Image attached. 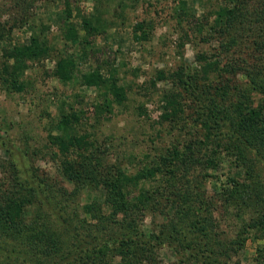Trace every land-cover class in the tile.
<instances>
[{"label":"trees","instance_id":"1","mask_svg":"<svg viewBox=\"0 0 264 264\" xmlns=\"http://www.w3.org/2000/svg\"><path fill=\"white\" fill-rule=\"evenodd\" d=\"M12 2L16 12L22 11L25 21L20 18L21 21L28 24L33 14L30 6L35 0ZM62 3V41L79 49L55 57L53 77L58 83L71 86L80 78V86L93 88L95 98L86 111L77 109L75 102L62 100L57 129L80 126L83 119L87 120L86 113L99 119L108 115L114 104L121 106L127 100V87L120 83L114 64L104 68L91 52V42L105 36L111 28L110 21L99 11L97 0L87 15L78 11L75 1ZM121 3L119 8L123 10ZM75 10L78 13L73 15ZM178 10L176 17L181 22L188 11L186 1H180ZM74 18L78 19L79 28ZM209 20L208 31L206 35L199 34V40L206 44L217 40L218 47L209 54L198 53V67L184 63L174 71H158L156 78L149 81L152 88L156 82L165 81L171 86L161 93L158 124L170 130L189 124L190 139H173L163 152L144 154L134 174L127 173L120 163L110 164L106 160L109 147L86 135L50 133L42 150L59 162L62 180L74 186L69 191L55 177L26 160L42 151L30 150L20 142L14 145L4 132L0 133V148L7 156L6 161L0 160V258L31 253L35 262L43 257L52 260L46 264H72L67 257L58 261L54 258L61 249L58 229L64 227L72 234L77 214L66 211L55 200L76 197L81 189L100 192L103 198L99 204H86L85 211L100 223L114 224L123 233L120 240L116 234L113 240L102 239L95 249H88L79 240L75 253L80 254L74 264H112L116 252L117 264H155L151 250L164 244L176 251H188L189 258L200 264H219L229 258L232 246L228 245L234 244L222 243L216 233L224 219L239 218L243 226L260 229L264 234V185L259 175L246 166L250 154L254 161L264 162V0H220ZM152 29V23H135L131 38L136 43L146 42ZM30 30L27 43L3 47L0 79H12L17 90L23 88L18 82L21 73L52 52L46 39L34 28ZM88 55L93 60L88 63V71L77 74L80 61L87 60ZM238 74L242 84L234 80ZM76 102L84 106L83 99ZM186 109H193V115H184ZM223 139L228 142L223 154L233 158L238 166H246V178H228L225 185L214 187L209 194L205 190L207 178L212 176L208 170H215L218 160L215 153L202 155L201 150L208 146L218 150ZM200 170L202 174L197 175ZM160 181L163 184L157 185ZM33 199L48 213L30 216L26 207ZM168 209L172 215L158 232L140 231L143 214L167 216ZM259 253L264 264V243Z\"/></svg>","mask_w":264,"mask_h":264},{"label":"rangeland","instance_id":"2","mask_svg":"<svg viewBox=\"0 0 264 264\" xmlns=\"http://www.w3.org/2000/svg\"><path fill=\"white\" fill-rule=\"evenodd\" d=\"M71 1H75L78 11L86 15L92 13L93 5L96 3V0ZM180 1L97 0L99 11L110 21L111 28L105 36L91 42V52L96 55L104 68L107 69V66L113 64L117 68L120 83L127 87V100L121 106L114 104L112 111L99 119L86 113L87 120L83 119L80 126L57 129L58 106L62 100L75 102L77 109L80 107L86 111L95 98V90L80 86V78L71 86L58 83L53 77L55 57L60 53L69 54L79 49L72 45H65L62 41V0H35L34 5L30 6V12L33 14L28 24L21 21L22 11L16 12L17 9L12 0H0V68L3 62V47L27 43L31 28H34L52 47V52L47 58L30 65V68L24 70L18 77L19 84L23 86L22 90L13 88L12 79H8L7 82L0 79V133L4 132V137H9L14 145H19L20 142L27 145L30 150L42 151L30 155V158L28 156L26 160L40 171L55 177L69 191H73L74 186L62 180L59 162L54 161L45 150H42L50 133H65L70 136L86 135L89 139L96 140L98 144L109 147L106 150V160L110 164L120 163L130 174H134L140 168L144 154L154 155L163 152L173 139L181 141L190 139L192 130L189 124L180 126L182 129L178 127L179 129L174 130H170L166 125L161 127L158 124L162 112L159 109L161 93L171 86L165 81L156 82V87L152 88L149 81L156 78L158 71H174L184 63L198 67L196 55L202 52L209 54L218 47L217 40L207 44L201 42L199 34L206 35L208 21L220 0H184L188 11L180 20L181 22H178L176 16L180 13L178 10ZM120 3L123 10L119 8ZM78 11L75 10L73 15ZM22 20L25 21L23 18ZM73 20L79 28L78 19ZM139 22L152 23L153 26V29L149 31V40L143 43H136L131 38L132 28ZM199 29L202 32L199 33ZM181 42L183 46H180ZM86 58L87 60L83 58L80 61L77 74H80L79 71H88V63L93 61L92 55ZM234 80L240 84L243 82L241 74L234 76ZM78 99L84 100V106L76 102ZM140 107L145 110V113L142 110L139 111ZM184 115L190 117L193 115V109H186ZM220 141L221 148L218 150L213 146V148L208 146L207 149L201 150L202 155L215 153L218 160L216 169L208 170L212 176L207 178L205 183L207 193L211 194L214 187L220 188L225 185L228 178L244 180L246 166L251 167L254 175H259L258 179L264 185V162L254 161L250 154L246 161L247 165L238 166L233 158L223 154L222 149L227 146V139ZM6 159L5 152L0 148V160L6 161ZM199 174H202L201 170L198 171L197 175ZM158 180L162 179L158 178ZM247 181L250 182V179ZM158 184H163V181ZM147 187L151 186L147 185ZM139 188L140 186L137 188L138 191ZM99 193L81 189L76 197L56 198L55 202H60L67 208L66 211H75L77 218L73 221L75 229L72 234L68 233L64 227L58 229L61 249L55 260L67 257V260L74 264L76 256L80 254V252L75 253L79 240L88 249H95L99 247L102 239L113 240L115 234L118 239L123 233L114 224L100 223L83 208L91 202L101 203L103 198ZM36 199L30 200L32 202L26 207L27 213L30 216L33 213L38 215L48 213L47 208ZM170 215H172L170 209L167 216L146 212L139 222V229L145 234L156 233L162 225L168 224L167 217L170 218ZM229 218L221 222L216 233L220 241H223L222 243L228 245L229 242L234 241V244L228 245L232 246L229 258L222 259L219 264H261L259 249L264 243V234L260 229L243 226L239 218L233 220L232 217ZM82 243L81 247L85 248ZM151 251L155 264H200L195 259L189 258L188 251H176L166 244L155 246ZM114 253V251L111 252V254ZM19 255L10 256L11 258L1 257L0 262L4 264L52 262L50 258L43 257L35 262L34 255L31 253ZM111 260L112 264L118 263L117 252Z\"/></svg>","mask_w":264,"mask_h":264}]
</instances>
